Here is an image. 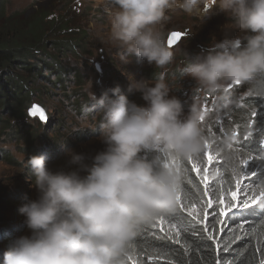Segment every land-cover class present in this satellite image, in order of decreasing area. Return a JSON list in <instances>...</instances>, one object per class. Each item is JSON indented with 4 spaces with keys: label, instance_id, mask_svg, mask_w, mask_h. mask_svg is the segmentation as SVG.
Here are the masks:
<instances>
[{
    "label": "clouds",
    "instance_id": "obj_1",
    "mask_svg": "<svg viewBox=\"0 0 264 264\" xmlns=\"http://www.w3.org/2000/svg\"><path fill=\"white\" fill-rule=\"evenodd\" d=\"M108 3L110 39L124 49L125 61L130 63L127 57L134 54L155 64L157 69L148 68L145 79L130 77L129 91L140 92L133 101L121 93L119 86L110 90L117 99H111L107 92L99 98L92 94L102 109L99 139L106 145L96 156L77 151L80 145L87 144L86 137L55 131L44 101L35 99L30 103L24 115L28 111L30 116V110L37 106L47 117L46 121L38 120L45 125L38 136L27 129L18 132L20 151L26 155L24 170L39 196L20 208L26 217L24 236L15 242L6 239L3 264H131L127 256L132 253L138 264H151L153 259L148 258L153 256L142 257L132 242L144 226H151L160 215L176 225L179 235L173 230L168 232L171 239L161 238L165 233L151 227L156 239L174 244L179 240L181 244L196 230L208 226L215 239H207L208 232L203 231L205 240L213 245L221 260L228 244L244 242L264 217V209L259 207L236 209V215L252 213L247 216L244 229L238 227L244 221L231 220L230 214L229 219L220 217L227 223L215 222L213 231L212 209H207L208 220L201 223L203 200L208 197L202 200L200 177L187 162L193 158L206 165L207 142V151L221 162L208 166L209 183H218V194L227 203L230 193L226 190H236L241 160L251 156L264 159V146L260 143L264 140V0ZM177 8L188 14L218 8L229 14L224 24L231 25L230 31L238 34L204 45L200 56L182 58V63L171 69L172 49L179 46L188 30L174 31L183 35L170 46L172 32L164 34L163 30L160 35L155 28L168 11ZM174 78L183 81L184 87L173 86L169 81ZM80 96L79 92L77 97ZM74 107L86 115L91 106L85 100ZM259 112L262 121L257 118ZM46 129L51 134L56 132V137H44ZM38 142L43 145L36 149ZM50 146L52 152L48 153ZM10 154L1 149L0 160ZM166 156L169 161L177 160L180 172L165 166ZM250 168L257 176L248 182V189L258 193L261 188L255 186L264 179V164L252 161ZM178 195L185 205L195 207L200 219L179 209ZM229 226L231 230L227 231ZM164 227L167 231V225ZM221 228L226 231L221 232Z\"/></svg>",
    "mask_w": 264,
    "mask_h": 264
},
{
    "label": "rangeland",
    "instance_id": "obj_2",
    "mask_svg": "<svg viewBox=\"0 0 264 264\" xmlns=\"http://www.w3.org/2000/svg\"><path fill=\"white\" fill-rule=\"evenodd\" d=\"M63 0H7L5 13L12 16L18 12L27 11L35 13V18L39 11L45 5L58 9L62 6ZM76 3L77 13L81 10L88 11L85 17L81 18L80 27L85 28L90 34L89 54L84 55L80 60L74 63L77 74L83 76L82 81L77 79L73 81L74 75L71 74L68 89L65 95L61 90L50 89L48 97H42L45 109L49 112V119L54 121L52 124L55 131L61 134L72 132L74 135L86 137L87 144H82L77 151L84 154L97 155L104 151L106 145L99 139L101 129L99 125L102 122V109L92 99L94 93L97 98L108 93L111 99H117L110 91L119 86L121 93L126 95L130 101H133L140 92L129 91L130 77L141 80L146 78L147 69H157L155 64H150L146 59L132 54L127 57L131 62L127 63L124 58V49L117 47L111 41V21L110 8L108 0H71ZM73 10L74 7H73ZM27 12V13H28ZM229 14L220 11L218 8L210 12H201L199 14H188L181 9L170 10L166 13V18L156 25L155 31L159 34L164 30V34L174 31H187L185 38L179 46L173 48L174 58L171 63V69L182 63V58L193 55L200 56L204 51V45H210L213 42L225 38L226 35H236L238 31L231 32V25H225ZM52 15H50V18ZM89 18V22L88 21ZM35 19L30 22L33 23ZM161 35V34H160ZM200 45H203L200 46ZM177 88L184 87V82L176 78L169 81ZM78 83V84H77ZM75 92H80L81 96H75ZM39 95L37 92L35 93ZM72 97L67 99L66 97ZM39 99V97H36ZM33 98L30 102L34 101ZM50 98H55L50 100ZM87 101L90 110L86 115H81L74 107L79 101ZM27 107L24 108V111ZM5 119L9 117L5 114ZM5 132L0 131V150L10 151L3 160H0V264H3L4 254L6 252V239L10 238L15 242L19 237L24 236L26 228V217L20 212V208L28 201L38 199L39 193L35 187H32L31 181L27 178L26 155L22 154L19 148L20 129H27L34 136L41 133V124L37 119H32L28 111L21 118L13 122L14 129L11 130V122ZM29 127V128H27ZM44 137H56V132H48L46 129ZM62 139H60L61 141ZM75 141V140H74ZM76 142V141H75ZM83 142V141H82ZM78 143V140L76 142ZM43 143L38 142L36 149H39ZM93 148V149H92ZM98 149L99 151L96 152ZM52 152V147L48 148V153ZM213 184L218 185L217 182ZM212 195V193H211ZM213 207L216 202L213 201ZM231 227L227 228L230 231Z\"/></svg>",
    "mask_w": 264,
    "mask_h": 264
},
{
    "label": "trees",
    "instance_id": "obj_3",
    "mask_svg": "<svg viewBox=\"0 0 264 264\" xmlns=\"http://www.w3.org/2000/svg\"><path fill=\"white\" fill-rule=\"evenodd\" d=\"M6 2L0 0L1 132L7 130L11 120L24 115V108L29 107L33 98L39 97L36 92L40 95V102L43 101L42 97H48L50 89L61 90L67 95V84L74 72L73 81L81 79L78 83L82 84L84 77L77 74L74 63L89 54L90 50V34L86 27H80V17H85L88 11L77 13L76 3L71 5V0H63L58 9L42 6L35 18L32 10L7 16ZM33 19L35 21L31 23ZM66 98L70 100L72 97ZM54 99L50 98L51 101ZM5 114L8 119H5ZM257 118L262 121L261 112ZM176 217L179 218V215L176 214ZM152 233L148 224L132 242L142 257L153 256L151 264H215L218 259L213 245L205 240L202 229L183 239L181 244L159 241ZM262 242L264 224L260 223L244 242L228 244L227 252L221 253L222 264H259L260 258L264 256ZM257 247L261 248L260 252L256 251ZM134 258L137 260V256Z\"/></svg>",
    "mask_w": 264,
    "mask_h": 264
},
{
    "label": "snow or ice",
    "instance_id": "obj_4",
    "mask_svg": "<svg viewBox=\"0 0 264 264\" xmlns=\"http://www.w3.org/2000/svg\"><path fill=\"white\" fill-rule=\"evenodd\" d=\"M182 33L180 32H172L171 37L168 40V44L171 46L173 45L177 40L182 38ZM236 84H239V82H235ZM31 114L35 116L37 112L40 114V119L46 121L47 117L44 114V110L34 106L31 110ZM261 112H264V109L261 110ZM254 116L257 115V113H253ZM264 117V116H262ZM204 117L201 116V121H203ZM264 130V129H262ZM245 141L248 140V137H244ZM261 145L264 146V140L260 141ZM207 142H205V156H206V165H201L200 161L193 160V158L187 159V162H190L191 171H194L197 176L200 177L199 183L203 185V190L201 194V198L203 200V197H208L206 200H203L202 207L205 209L203 212V218L200 221L203 223L204 221L208 220L209 213L207 212V209H212V216L214 223L211 225L213 228V231H215V222L220 223H227L226 220H220V217H227L229 219L230 214H232V220L240 219L243 220L244 223L240 224L238 227L240 229L245 228V224H247V216L252 214L250 211L248 212H240L239 215H236L234 213V210L236 209H244V210H251L255 207H259L260 209H264V179H261L259 183L255 186L258 188H261V190L257 193L255 191H251L248 189V182L252 180V178L257 176V172L252 170L250 168V162L259 160L261 164H264V159H261L257 156H251L248 159H242L240 162V170L239 175L235 179V191H233L231 188H228L226 191L230 193V195L227 196V203L225 202V199L222 195L218 194V189L215 184L209 183V167L213 166L215 167L216 164L221 163L218 159L214 160L213 155L210 151H207ZM168 157H165V166L168 168H175L177 172H180V168L177 165L176 159H171L170 161L167 159ZM264 175V173H262ZM209 192L212 193V195L209 197ZM213 201L216 202V207L213 208ZM177 204L179 206V209L181 211L187 212L189 216H194L197 219H200V214L196 212L195 207L192 205H185L182 200L181 196H177ZM260 223L264 224V217L260 219ZM165 225H167V231L165 229ZM152 228H159L160 232L165 233V235L161 238L171 239L172 237L168 235L169 231L175 230V234L179 235V230L176 229V225L171 223V221H168L164 216L160 215L156 217V222L151 225ZM203 231L208 232L207 239L214 240L213 232L208 231V226H206ZM221 232L226 231L225 229L221 228ZM179 240H176V243H179ZM264 243V242H262ZM219 247V246H218ZM224 251H227L225 248ZM257 252L261 251L260 247H257ZM148 259H154L152 257H149ZM128 260L131 261V264H138L137 260L132 259L131 256H128ZM215 264H221V260L217 259ZM259 264H264V256H262L259 260Z\"/></svg>",
    "mask_w": 264,
    "mask_h": 264
},
{
    "label": "water",
    "instance_id": "obj_5",
    "mask_svg": "<svg viewBox=\"0 0 264 264\" xmlns=\"http://www.w3.org/2000/svg\"><path fill=\"white\" fill-rule=\"evenodd\" d=\"M39 108H41V107H39ZM42 109V108H41ZM44 114H45V111H44ZM30 116L31 117H39L40 118V114H39V112H37V114L35 115V116H33L32 114H31V111H30ZM42 121H44V120H42Z\"/></svg>",
    "mask_w": 264,
    "mask_h": 264
}]
</instances>
